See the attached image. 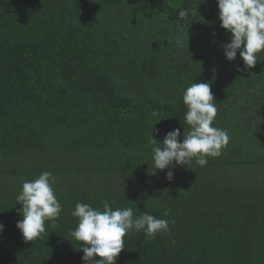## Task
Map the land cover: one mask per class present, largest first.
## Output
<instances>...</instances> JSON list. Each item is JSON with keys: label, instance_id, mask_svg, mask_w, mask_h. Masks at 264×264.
Segmentation results:
<instances>
[{"label": "trees", "instance_id": "trees-1", "mask_svg": "<svg viewBox=\"0 0 264 264\" xmlns=\"http://www.w3.org/2000/svg\"><path fill=\"white\" fill-rule=\"evenodd\" d=\"M218 13L217 0H0V264H83L71 211L102 200L175 221L127 235L117 264H264V52L229 62ZM196 81L229 144L204 167L156 170L149 138L183 137ZM45 171L63 211L26 243L16 197Z\"/></svg>", "mask_w": 264, "mask_h": 264}, {"label": "clouds", "instance_id": "clouds-1", "mask_svg": "<svg viewBox=\"0 0 264 264\" xmlns=\"http://www.w3.org/2000/svg\"><path fill=\"white\" fill-rule=\"evenodd\" d=\"M196 3V0H195ZM218 18L221 27L231 34L230 42L224 44L226 59L231 62L239 53L244 69L256 66L258 53L264 52V0H217ZM198 15L196 7H181L175 21L191 22L192 15ZM186 112L184 123L188 126L181 138L179 128L169 131L162 142L153 134L149 138L152 145L153 162L156 170L174 169L176 166L193 164L204 167L208 157L217 158L230 141L229 132L214 126L218 107L211 90V84L194 82L183 93ZM161 113L153 109L151 116L158 119ZM161 121V120H160ZM167 179L174 180L173 170L167 171ZM52 173L42 172L38 178L25 181L17 195V203L22 205V219L16 224L24 241L32 242L42 238L46 232V222L55 227L63 211L55 194L50 177ZM102 210L90 204L77 202L71 215L77 218L76 227L70 230L73 240L80 242L83 264H117V258L125 249V237L132 232H143L148 239L157 234L167 233L170 222L143 212L134 216L132 207L113 209L108 200H102ZM165 216L169 215L165 211ZM4 225L0 224V234Z\"/></svg>", "mask_w": 264, "mask_h": 264}]
</instances>
